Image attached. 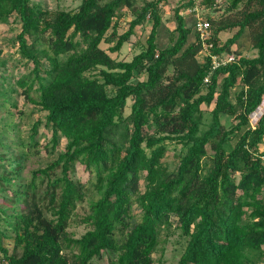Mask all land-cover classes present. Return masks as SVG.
Here are the masks:
<instances>
[{"label": "trees", "instance_id": "obj_1", "mask_svg": "<svg viewBox=\"0 0 264 264\" xmlns=\"http://www.w3.org/2000/svg\"><path fill=\"white\" fill-rule=\"evenodd\" d=\"M168 1L145 0L139 8L136 0H82L75 10L52 11L35 0H0V23L19 25L16 49L32 64L16 86L46 113L52 148L66 142L30 180L22 177L28 152L0 166V264H93L104 254L109 264H154L165 225L186 238L178 264L264 262V114L254 126L250 119L264 102V0H228L221 18H203L213 54L237 49L246 33L257 52L215 71L209 57L199 60L202 42L196 31L189 41L193 30L181 11L196 3L217 10L218 0L179 6L174 34L160 47V5ZM124 9L134 18L119 34ZM147 18V45L131 61L101 48L120 53ZM233 30L222 44L220 35ZM2 57L0 50L6 66ZM16 93L1 96V110L12 112L7 97ZM173 143L181 148L170 170L164 159ZM88 184L99 197L82 218L88 229L75 238L69 228Z\"/></svg>", "mask_w": 264, "mask_h": 264}, {"label": "rangeland", "instance_id": "obj_2", "mask_svg": "<svg viewBox=\"0 0 264 264\" xmlns=\"http://www.w3.org/2000/svg\"><path fill=\"white\" fill-rule=\"evenodd\" d=\"M43 7L49 10L64 9L75 10L82 0H35ZM144 1L138 2L137 6L140 8L144 5ZM189 0H170L163 2L160 5V11L162 16L163 25L161 26L159 33V46L166 47L176 29L175 13L176 9L181 5H186ZM219 6L217 10L206 8L197 3L194 7H185L181 11V15L184 17L186 25L190 27L193 32L189 37V41L192 42L195 39V22L198 17L208 19L212 17L214 19L221 18L224 14L223 9L228 5V0H218ZM8 6V5H7ZM10 7V6H9ZM1 11V9H0ZM122 16L118 20L119 34L125 33L129 29V23L133 20V16L127 9L121 12ZM152 29V21L147 18L145 22L136 28L135 35L131 38V41L126 44L120 53H112L109 51L110 45L103 43L101 48L104 49L112 58L124 61H131L133 57L141 53L146 45L147 40ZM237 30L228 31L220 35L221 43L224 44L229 38H231ZM19 33V25L10 19L8 23H0V50L3 52L2 60L6 62V66L0 65V103L3 101V94L13 92L17 93L7 97L8 108L11 113L0 109V166L12 165V161L15 159L14 153L17 151L28 152L26 159L23 162L22 177L30 180L33 171L47 167L50 163L57 159L58 155L65 149L66 142L61 140L56 149L52 148L51 132L45 128V116L46 113L41 107L26 100L22 95V89L16 86V80L18 76L27 75L32 69V64L20 60V55L16 49V36ZM237 49L233 50L240 56L252 58L257 55V52L252 49L249 34L246 33L238 42ZM199 60H203L199 56ZM6 78V80L4 79ZM239 91V87L231 91V100L235 103V96ZM38 94L34 92L32 97L36 99ZM18 104L17 107H10L11 104ZM130 112L127 108L126 114ZM264 114V102L260 108L251 115V123L256 125L258 120ZM41 121V125L38 128V134L36 141L38 146L31 148L30 136L33 126ZM232 119L230 117H223V123L226 127L231 125ZM180 145L175 143L169 146L168 153L164 159V164L170 170H175L179 158L177 157L180 152ZM264 150V143L261 146ZM211 162L210 159L204 160L205 171L209 169ZM15 165V164H14ZM1 168V167H0ZM0 172L1 169H0ZM78 176L81 180H87L89 174L84 170L78 172ZM90 191L87 194L86 201L79 204L77 210L74 213L71 221L69 232L75 238H80L88 229L85 224L82 223V218L89 212L90 202L98 199V193L95 188L88 184ZM141 189L144 190V184L141 185ZM0 195V201H1ZM135 214H139L137 208H134ZM186 245V238L182 236L181 231L176 225H165L159 233V246L154 254V264H178L181 255ZM6 246L12 250L13 244L10 239L6 240ZM93 264H109L108 254H104L99 260H95ZM264 264V262L262 263Z\"/></svg>", "mask_w": 264, "mask_h": 264}, {"label": "built area", "instance_id": "obj_3", "mask_svg": "<svg viewBox=\"0 0 264 264\" xmlns=\"http://www.w3.org/2000/svg\"><path fill=\"white\" fill-rule=\"evenodd\" d=\"M137 2L144 1V0H136ZM153 1V0H147ZM195 31L202 42V50L199 53V56L204 58L209 57L212 60V70L215 71L216 69L227 66L229 64H234L238 62V54L234 51H228L224 54H213L212 50L214 48V43L211 42L212 38V31H211V24L209 21H206L200 17L196 19L195 22ZM209 82V77L205 80V83ZM253 125V124H252ZM254 126V125H253ZM264 160V157H263Z\"/></svg>", "mask_w": 264, "mask_h": 264}]
</instances>
